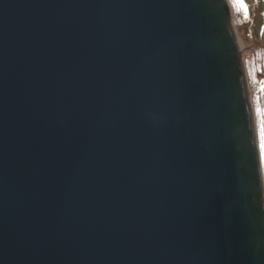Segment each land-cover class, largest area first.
I'll list each match as a JSON object with an SVG mask.
<instances>
[{
    "label": "water",
    "instance_id": "95a60500",
    "mask_svg": "<svg viewBox=\"0 0 264 264\" xmlns=\"http://www.w3.org/2000/svg\"><path fill=\"white\" fill-rule=\"evenodd\" d=\"M227 0H0V264H264V180Z\"/></svg>",
    "mask_w": 264,
    "mask_h": 264
},
{
    "label": "rangeland",
    "instance_id": "374dc122",
    "mask_svg": "<svg viewBox=\"0 0 264 264\" xmlns=\"http://www.w3.org/2000/svg\"><path fill=\"white\" fill-rule=\"evenodd\" d=\"M227 1L232 28L236 32L237 37L240 38L243 66L255 120L257 144L264 180V153H262L260 147V129L262 123H264V0H247L249 5L248 16H246L243 9L238 10L232 0ZM249 25H253L256 35V39L252 41L249 39L247 31Z\"/></svg>",
    "mask_w": 264,
    "mask_h": 264
},
{
    "label": "snow or ice",
    "instance_id": "6c2138e0",
    "mask_svg": "<svg viewBox=\"0 0 264 264\" xmlns=\"http://www.w3.org/2000/svg\"><path fill=\"white\" fill-rule=\"evenodd\" d=\"M232 3L237 7V9H243L245 11L246 16H248L249 12V5L247 0H232ZM250 19V17H248ZM260 139H261V151L264 153V123L261 125L260 129Z\"/></svg>",
    "mask_w": 264,
    "mask_h": 264
},
{
    "label": "built area",
    "instance_id": "2783aa9c",
    "mask_svg": "<svg viewBox=\"0 0 264 264\" xmlns=\"http://www.w3.org/2000/svg\"><path fill=\"white\" fill-rule=\"evenodd\" d=\"M247 31H248V36H249V39L252 41L254 39H256V35H255V31H254V27L253 25H249L247 27Z\"/></svg>",
    "mask_w": 264,
    "mask_h": 264
},
{
    "label": "bare ground",
    "instance_id": "6f19581e",
    "mask_svg": "<svg viewBox=\"0 0 264 264\" xmlns=\"http://www.w3.org/2000/svg\"><path fill=\"white\" fill-rule=\"evenodd\" d=\"M233 30V32H234V34H235V38H236V41H237V45H238V48H239V50L241 51V43H240V38L239 37H237V34H236V32L234 31V29H232ZM247 88V94H248V98H249V102H250V96H249V90H248V87H246ZM250 105H251V103H250Z\"/></svg>",
    "mask_w": 264,
    "mask_h": 264
}]
</instances>
